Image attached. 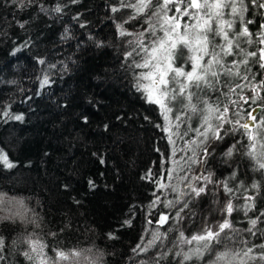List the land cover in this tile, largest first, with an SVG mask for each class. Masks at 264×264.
I'll return each instance as SVG.
<instances>
[{"label": "trees", "instance_id": "1", "mask_svg": "<svg viewBox=\"0 0 264 264\" xmlns=\"http://www.w3.org/2000/svg\"><path fill=\"white\" fill-rule=\"evenodd\" d=\"M42 2L50 7L56 0ZM59 2L67 6L57 16L44 15L35 8L20 11L10 0H0V147L17 164L11 170L0 167V193L24 203L21 208L13 201L0 216L8 214L9 208L26 215L24 222L0 223V232L18 241L15 252L23 247L19 241L28 232L37 231L50 249L53 245L64 251L77 249L93 259L102 255L101 264H156L157 258L159 264H176L179 258L172 255L178 235L175 229L181 227L186 236L199 231L209 204L205 201L197 207L194 221L173 223L167 238L147 252L132 251L138 243L146 245L153 231L163 233L168 228L155 223L156 212L168 209L161 207L152 217L147 216L144 206L154 199L156 185L141 177L149 169L156 173L171 166L165 163L171 145L155 126L163 124L158 106L145 101L134 87L131 72L122 67L126 41L132 37L119 36L116 25L127 19L130 10L112 13L110 7L116 0ZM17 20L28 23L21 29ZM142 24L139 18L124 27L137 32ZM40 59L45 63L40 64ZM45 76L49 83L41 87ZM244 94L251 95L247 91ZM4 111L22 114L24 120L5 122ZM260 112L255 114L258 119ZM84 116L88 117L87 124ZM192 123L196 126L197 121ZM104 124L109 125L108 131ZM236 139L243 138L237 133L216 142V154L209 158L207 167L220 179L236 170L246 184L253 179L264 184V178L252 171L250 161L239 153L224 162L223 150ZM101 157L104 164L99 162ZM89 180L95 182L94 189L89 187ZM261 191L264 196V187ZM157 194L161 199L175 196L171 192ZM257 203L260 206L259 200ZM133 205L136 207L130 214ZM233 215L237 228L247 226L242 213ZM33 218L41 229L27 222ZM126 218L132 219L131 227L121 226ZM149 218L151 225L146 222ZM49 232L58 235L53 239ZM108 233L117 239H109ZM248 239L258 242L253 237ZM50 249L49 255H54ZM9 261L27 264L18 255ZM80 264L89 261L82 256Z\"/></svg>", "mask_w": 264, "mask_h": 264}, {"label": "snow or ice", "instance_id": "2", "mask_svg": "<svg viewBox=\"0 0 264 264\" xmlns=\"http://www.w3.org/2000/svg\"><path fill=\"white\" fill-rule=\"evenodd\" d=\"M77 2L71 0L73 4ZM10 3L20 11L35 8L44 15L57 16L67 6L59 0L50 7L42 0H10ZM122 9L130 12L127 19L116 25L117 31L121 37H132L126 41L128 49L124 52L122 67L131 72L134 87L145 101L158 106L163 124L155 126L165 133L171 145L165 160L171 166L156 173L149 169L141 177L156 185L152 192L154 199L144 206L147 216L152 217L158 208L168 209V212H156L155 219L157 225L167 224L168 228L163 233L158 229L153 231L146 245L138 243L132 251L147 252L157 241L167 238L168 232L173 231V223L181 225L185 219L194 221L197 207L207 201L209 207L207 214L201 216L199 231L186 236L181 227L175 229L178 235L172 255L179 258L176 264H264L261 191L264 184L257 179L246 184L238 178L236 170L220 179L207 167L209 158L216 154V142L239 133L243 139H236L223 150L224 162L239 153L250 161L251 170L264 178V0H116L110 7L112 13ZM139 18L143 19L140 31L129 32L124 27ZM16 23L23 29L28 20ZM39 63L45 61L40 59ZM48 83L45 76L41 87ZM245 91L251 95L244 94ZM244 105L249 108L245 109ZM258 109L261 110L259 119L254 114ZM2 117L5 122L24 120L22 114L8 111ZM82 119L88 123L87 116ZM194 119L196 126L192 123ZM103 128L108 131L109 125L104 124ZM99 162L105 163L102 157ZM0 167L8 170L17 167L2 147ZM88 184L90 188L96 187L92 180ZM165 192L174 193V198L161 199L157 194ZM13 201L15 197L0 193V211H5ZM16 202L24 208L22 200ZM135 207L129 209L130 214ZM7 211L8 214L0 216V223L24 222L26 215L12 212L10 208ZM234 213L243 214L245 228L235 226ZM210 216L218 218L210 220ZM27 222L34 229H41L35 218ZM146 222L151 225L153 220L149 218ZM131 225L132 219L126 218L121 226ZM63 231L61 228L60 232ZM47 235L54 239L58 233ZM108 238L117 239V236L108 233ZM17 244L16 239H8L0 232V264H10L9 258L13 255L23 257L27 264H80L82 256L89 264L102 262V255L93 259L77 249L64 251L58 245L50 249L49 242L37 231L28 232L19 241L23 247L15 252ZM49 249L54 255H49Z\"/></svg>", "mask_w": 264, "mask_h": 264}, {"label": "bare ground", "instance_id": "3", "mask_svg": "<svg viewBox=\"0 0 264 264\" xmlns=\"http://www.w3.org/2000/svg\"><path fill=\"white\" fill-rule=\"evenodd\" d=\"M259 111H260V109H258L256 113H258ZM256 113H254V114H256ZM166 225H167V224H166Z\"/></svg>", "mask_w": 264, "mask_h": 264}, {"label": "rangeland", "instance_id": "4", "mask_svg": "<svg viewBox=\"0 0 264 264\" xmlns=\"http://www.w3.org/2000/svg\"><path fill=\"white\" fill-rule=\"evenodd\" d=\"M185 19H187V18H185ZM249 123H252V122H249Z\"/></svg>", "mask_w": 264, "mask_h": 264}, {"label": "water", "instance_id": "5", "mask_svg": "<svg viewBox=\"0 0 264 264\" xmlns=\"http://www.w3.org/2000/svg\"><path fill=\"white\" fill-rule=\"evenodd\" d=\"M165 226V225H164Z\"/></svg>", "mask_w": 264, "mask_h": 264}]
</instances>
